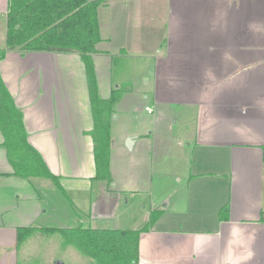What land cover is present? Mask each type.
I'll return each mask as SVG.
<instances>
[{
  "label": "crops",
  "instance_id": "0c3cea01",
  "mask_svg": "<svg viewBox=\"0 0 264 264\" xmlns=\"http://www.w3.org/2000/svg\"><path fill=\"white\" fill-rule=\"evenodd\" d=\"M258 1L105 0L97 7L101 39L91 58L100 97L124 90L114 105L116 114L136 83L122 62L149 61L142 81L150 94L144 98L151 96L156 114L174 110L176 137L186 140L178 194L152 195L142 205L141 222L127 228H139L152 211H161L140 234L137 264H264V221L259 219L264 212V5ZM8 3L0 0V49L5 48ZM149 11L157 17L152 23ZM0 76L22 111L28 143L59 187L72 190L75 198L66 193L78 211L91 202L89 223L116 217L119 201L137 192L129 182L164 181L152 163V131L130 134L133 148L141 151L137 167L122 161L113 167L112 153L120 157L125 149H115L112 122L113 183L106 186L95 178L93 120L79 53L7 49ZM3 139L0 129V264H19L27 243L52 227L40 224L45 182L35 178L43 177L17 175ZM77 182L86 184L82 199ZM94 186L98 197L92 195ZM19 227L36 228L20 246Z\"/></svg>",
  "mask_w": 264,
  "mask_h": 264
},
{
  "label": "trees",
  "instance_id": "16d2710c",
  "mask_svg": "<svg viewBox=\"0 0 264 264\" xmlns=\"http://www.w3.org/2000/svg\"><path fill=\"white\" fill-rule=\"evenodd\" d=\"M105 0H9L6 13L5 48L27 51L77 52L84 64L93 120L90 135L93 141L95 178L112 181L109 167V115L124 90L112 89L108 98H101L91 53L100 41L97 7ZM0 129L3 145L15 173L24 178L43 177L54 183L39 152L27 141L22 111L15 105L0 76ZM264 158V155H263ZM160 210L150 213L144 225L136 229L68 227L45 228L59 233L63 245H71L93 264H137L140 234L147 231ZM264 221V212L260 215ZM35 227H19L17 245L35 231Z\"/></svg>",
  "mask_w": 264,
  "mask_h": 264
},
{
  "label": "rangeland",
  "instance_id": "374dc122",
  "mask_svg": "<svg viewBox=\"0 0 264 264\" xmlns=\"http://www.w3.org/2000/svg\"><path fill=\"white\" fill-rule=\"evenodd\" d=\"M258 3L259 5H264V0H259ZM145 14L146 16L148 15L150 23L157 18L152 11ZM1 22L2 18L0 17V24ZM154 29L156 30V28ZM122 63V67L127 75L129 74L136 83L133 94L131 96L128 95L127 98L124 99V102L117 107V113L114 114L113 107L109 115L110 125L112 122L111 131L116 142L115 149L120 146H123L125 149V152L120 154V157L115 152L112 153L113 167L121 163V161L127 162L131 168L137 167L141 161V151L136 148L132 150L128 149L125 143L126 139L130 137L131 133H135V131H152L155 133L153 137L155 150L152 155V163H154L156 172H160V174L163 173L162 180L164 181L149 182L146 186H144V182H129L127 187L129 184L135 185L130 187L131 189L135 188L134 190L137 192L133 193V195L127 194L119 201L116 208V217L114 219L105 220L103 223L96 222L94 224L89 223L88 217L86 216L87 208L91 202L84 203L82 210L85 211H78L70 202L69 196H67V191H70V196L75 198V194L72 193V190L68 189V186H61L60 188L58 184L53 183L50 179L35 178L45 182V189L42 190L45 194V220L40 221V224L52 228L77 226L93 228H131L135 226L137 222H141L142 205H147L150 198H153L152 195L171 193V191H174L175 188L181 185L180 182H183V179L181 181L178 179L181 178V174L185 169L188 153L185 152L186 140L176 137V126L172 122L174 110L163 109L161 113L156 114L153 112L154 104L151 96L149 98H144V95L150 94V87L143 83L142 77L145 75V71L151 69L150 62L140 61L137 58H128L126 60L124 59ZM147 78H149V76H146V79ZM145 106H147L151 112L147 111ZM113 116L116 117L115 120H113ZM188 135L190 134L188 133ZM180 141H182V145L179 144ZM110 146L111 134L109 136V148ZM116 151H118V149H116ZM143 174L145 175L144 171ZM147 175H149V172ZM111 183L113 182L109 184L106 183L105 185L110 186ZM117 183L118 185H123L125 182ZM77 184H79L81 188L77 196L82 199L87 193L86 184L84 182H77ZM98 188L97 186L93 188V196L96 195V197H98ZM175 191L173 196L178 194ZM93 196L91 200L94 199ZM96 197L95 199H97ZM113 203L114 201L112 200V204ZM163 203L164 202H162V204ZM96 225L99 226L96 227ZM23 253L25 255L24 257ZM23 253H19V264H93L92 259L80 253L73 246L63 245L60 234L56 232L47 231L35 236L27 243Z\"/></svg>",
  "mask_w": 264,
  "mask_h": 264
},
{
  "label": "water",
  "instance_id": "95a60500",
  "mask_svg": "<svg viewBox=\"0 0 264 264\" xmlns=\"http://www.w3.org/2000/svg\"><path fill=\"white\" fill-rule=\"evenodd\" d=\"M125 143H126V147L131 150L133 148L134 137L133 136L128 137Z\"/></svg>",
  "mask_w": 264,
  "mask_h": 264
},
{
  "label": "built area",
  "instance_id": "2783aa9c",
  "mask_svg": "<svg viewBox=\"0 0 264 264\" xmlns=\"http://www.w3.org/2000/svg\"><path fill=\"white\" fill-rule=\"evenodd\" d=\"M147 111L151 112L150 109L148 107L145 108Z\"/></svg>",
  "mask_w": 264,
  "mask_h": 264
}]
</instances>
